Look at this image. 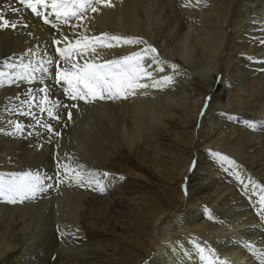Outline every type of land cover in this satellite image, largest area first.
<instances>
[{"label": "rangeland", "instance_id": "rangeland-1", "mask_svg": "<svg viewBox=\"0 0 264 264\" xmlns=\"http://www.w3.org/2000/svg\"><path fill=\"white\" fill-rule=\"evenodd\" d=\"M152 1H154V0H111L113 7L99 6V11L96 13L88 11V12L84 13V16L86 17V19H84L83 21H77L73 18L72 20H70L68 26L67 25H66L67 27L65 26V28H67V29L66 30L64 29V32H63L64 35L69 36L73 42L75 41V39L80 34L93 36V35H100L101 33H109L111 35H118V36H122V37H137V34H138L139 38H142L144 41L147 42V44L155 47L157 49V52H158V58L160 60L166 62V63L163 65L165 71L160 72V73H154V75L157 78H159L160 76H163V75H174L175 83L169 87L164 88L163 90H157V89H153V88H149V89H145V90H139L137 95H135V96L138 97L140 95L141 98L143 97L146 100L153 101L157 107L164 106L162 111L160 108H154L153 112L155 114V117L150 118L151 121L157 123L158 125H160L158 123L159 116L166 108L165 104L171 103V102H173V104H174L176 102L177 98L185 97V95H186V98L189 95V101L187 102V104H189L190 98H191L193 93H195L196 96L199 95V97H201V100L203 99L202 100L203 105L201 106L198 117L195 121H193V124H191L192 128H190L191 130H194V134H195V139L193 141L194 148L192 150H187V152L184 149L180 148V151L182 150L184 152V153H182V151H181V153L184 156L190 158V160H191V164H190L191 167L188 169V171L184 175L182 183H180L179 185L176 186L179 189L180 193L184 196L185 200H183L182 205L180 206V209L176 212L175 216H172L170 218H166L165 220H163L159 224V226L156 229L155 234H154V243L152 244V248H151L147 258L145 259V261L142 264H153L156 261L155 257H156V253H157V246L160 244L159 241L162 242V241H170V240H171L170 242H175L177 240L176 242H180V243H184V244L186 243L187 245L185 244V247L187 246L186 247L187 250L185 253H187V254H185V256H183L182 258H179V259L174 258L175 260L174 259L166 260V262L164 264H168V263L169 264H193L194 262H196L198 264H203V262L200 260L196 245H199L200 247L204 248L205 252L209 255H212V259L215 260L216 262L218 261L217 256H220V254L223 252V253H229V254L226 255V258L225 257L222 258V260L228 261L229 264H236V262L234 260L235 256H233L232 254L237 252V249L242 248V249L247 250V253L249 254L248 258L250 259L249 262H251V264H264V259L261 258V253H264V213H260V205L258 203L259 196L261 194H264V193H261V188H264V127L260 129L258 127L260 124H258V126L255 130H251L248 128L249 130H251V132H253V134L251 136H249L245 145L239 144L238 146L235 147V149H234L236 151L235 153H232V151L230 152V151L225 150L227 144H224V143H226V142L225 141H219L218 137H217L219 128L224 127V125L221 122H224V121L226 122L228 120L229 121V122L227 121L228 127H229V123H230V127H231V125H233V124H235V125L238 124L237 119H239L240 117L244 120L248 119V120H252L254 122L264 121V118L261 119V116L264 115V112H262L261 113L262 115H260V116L256 115L255 117H249V118L244 116V115H247L244 113L253 114L254 113L253 108H250L249 106L257 107V105H256L257 103L255 100H259L264 96V76L261 77L259 84L255 85L253 88L247 90L245 87L248 83L247 77L241 75V76H237L236 79H233L231 77V75H229V70H228V63L232 60V58H234L238 55H241L239 48L238 47L236 48V46H235L236 43H243V45H248L249 48H247V49H248L249 54H251V52L255 48V45L257 44V42L264 40V33H262L261 36H259L260 33H257L253 36V35H251V33L245 32V29H244L245 24L254 23V26H257V28H259L262 25H264V19L262 20V19H260V17L254 18V17H252V15H250V8H251L250 0H236L235 1V4H234L235 9L232 10V14L234 15V17L230 16L228 18V21H227L228 25H230L229 27H227V32L229 35L228 41H227V44L225 45V47L223 48L221 63H220V67H219V74H218V76H216V80L218 81L217 83L223 84L225 87H228V89L230 90V96H229L230 106H228L229 108L225 107V109H223L224 107L220 106L221 107L220 109L218 107H217L218 109H216V108H213L211 106L213 93L210 91L207 94L203 95L204 83L203 84H201V83H202V79L204 77L203 67L206 65V61L204 59L205 55H202V57H200V58L199 57L196 58L197 62L195 63V66H200L199 68H201V70H200L201 72L198 71V75L196 72L193 71L194 70V67H192V66H194V64H193L194 60L193 59H192L193 63L188 66V64L190 62L186 63V62H184V60H182L178 57L179 56L178 54L181 52L183 54H185L182 51L184 48L183 44H185L184 45L185 47L188 46V43H190L191 45L194 46L196 44V41H198L201 44V42L199 41L200 37H204V36L200 35L199 31L196 30L197 29V27H196L195 29H193V34L192 35L190 34L188 36L187 41L183 40L180 44V42H178V40H175L171 43V46H165V39H163L164 36H163V34H160V33L163 30V27L167 22L166 19L170 18V17L169 16L163 17V14H162L159 19L156 18V20H154L155 24H152V22L150 23V21L147 18V15L151 12V10H153V9L157 10V6L153 7ZM207 1H200V3L197 4L196 0H190V6L184 7L183 5L185 4L186 0H174L175 5L177 4L176 5L177 8H178V6H181V8H182L181 10H183L184 8L195 10L193 12L197 15L198 20H199L197 22L198 28L206 29V31L208 32V22H206L201 17L202 14L204 16H208V13H203L202 11H200L202 8L208 7ZM261 3L264 5V0H259L258 4L260 5ZM260 8H262V6L258 7V9H260ZM24 9L27 10L28 12H31L29 9H26V8H24ZM248 15L250 17H248ZM262 15H264V11L260 12V16H262ZM155 17H156V15H155ZM171 17H173V16H171ZM52 18H54V17H52ZM243 18H247V19L244 22L240 23V21ZM38 19L40 20L41 18H38ZM116 19H118L119 21L118 20L116 21ZM156 21L157 22L160 21V22L157 23ZM41 22L43 23V20ZM42 23H40V24L42 25ZM143 23H144V28H141V25ZM227 23L225 25L219 24V26L223 27V29H224L226 26H228ZM72 24H79V27L73 30L72 27H69ZM157 25L160 26L159 29H155V28H158ZM42 26H45V27L49 26V28L51 27L50 25H45L44 23ZM124 26H127L128 28L127 27L124 28ZM257 28H256V30L259 31ZM133 29L136 31L135 33L131 32V31H134ZM146 29H148L149 31ZM263 29H264V27H263ZM151 30H153L154 32ZM54 31H56V32L53 33ZM126 31H128V32H126ZM45 33L47 34V40L49 42L48 44L52 45V49H50V51L47 50V52L50 53L52 57H55V58L57 57L56 59H59V57L55 53V48H56L55 46L56 45L53 44V39H56V34H59V32L57 30L50 28V29H47ZM146 33H147V36H150L151 34H153L155 36H154V38H152L153 35H151L150 36L151 40L149 41L148 40L149 38L146 36ZM159 34L162 35L163 37H160ZM51 37H53V38H51ZM190 37H191V40H190ZM144 38L147 40H145ZM192 39L196 40L195 43L193 42ZM177 42H178V44L176 45ZM232 42H233V44H231ZM64 43L65 42H63V44H62L63 46H64ZM129 47H130V45H121L118 47L101 48L102 50L98 47L97 48L98 49L97 54L103 60L110 59V57H111L110 55L112 54L111 59H113V58H118L122 55H128L134 51H138L141 48H143L144 45H142V44L141 45H135L136 50H135V48H133L134 50L129 49V51H128L127 48H129ZM125 49H126V51H125ZM165 49L168 50V52ZM229 49H231V50H229ZM235 49H237L238 51H235ZM117 50L120 52H118ZM171 50L174 53L176 52V50H178L177 51L178 54L175 56H171V54L169 53V51H171ZM184 50H186V48ZM38 51H35V52H38ZM44 51H39L38 52L39 56L44 54L43 53ZM192 52L194 54V51H192ZM118 54H119V56H118ZM104 55L106 57L108 55V57L107 58L103 57ZM39 56L37 58H39ZM13 58H17V56L12 55V58L9 61L6 58H0V68L2 70H4V68H3V64L5 62L4 60H7L9 63L19 64L17 61H14ZM228 58L230 61L229 60L227 61ZM234 59L236 60V58H234ZM240 61L238 60L239 64H241ZM80 62L82 63L83 61L81 60ZM232 62H233L232 64H234L235 61H232ZM171 64L177 65V68L178 69L180 68V69L179 70L176 69L175 71H173V69L170 67ZM61 66L67 67L68 65H65L63 62H61ZM254 66H255L254 64L250 63L249 68L252 70V69H254ZM153 67H155V66H153ZM258 69H259V71L258 70H255V71L264 72V70H262L264 68H261V69L258 68ZM4 71H8V70L5 69ZM53 71H54V68H53ZM199 73H200V75H199ZM226 75H228V77ZM199 76H201V77H199ZM187 78L190 80V84H189V82H187L188 85H184L188 91L183 93L184 94L183 95L181 90H180V88L182 86H180V85L181 84L183 85L185 83L184 80L186 81ZM37 84L31 85V87H38ZM23 85H25V83L19 84L17 86V88L18 87L20 88V86L22 87ZM177 89H179L178 92H176ZM26 90L27 89H25V91ZM200 91L202 92V94ZM141 92L146 93V94L141 96V94H140ZM21 93H24V90H22ZM40 95H41V93L37 94V96H40ZM135 96H130L131 98L129 97V100L132 98L135 99L136 98ZM22 97H23V99H25L24 96H22ZM51 99L52 100L59 99L61 101L65 100V102L68 103L69 105H70V103L77 102V101L69 100L66 96L63 95L62 89L57 90L56 88H53V95H52ZM224 99L226 100V98H224ZM222 101H224V100L222 99ZM222 101L220 100V103H222ZM17 102L18 101H13V103H10V104H15ZM38 102L39 101L37 100V103ZM117 102L119 104V103L123 102V99L115 100V101H113V100H106V101L105 100H98V101L91 103V104H85L82 101H80L79 103H81L82 105L91 106L89 108H83L82 109L83 110L82 112L84 114L85 125L83 122L81 123L79 121V119H77L76 116H73L72 119L69 120L68 116H67L68 108H66V109L61 108L60 109V111H62L64 113V116H62V118H64L65 122L66 121L68 122L67 128L63 129V131H65L66 134L69 135V137H70V138H67L68 143H67L66 147H63L61 149V155H62L63 159H66L67 156H70L73 158L74 163H80L78 161H81V163L84 164L88 168L93 164L91 162L87 163V158H91V155H89V153L91 154V148L90 147L91 146H97V147L100 146L101 147V144H103V146H104L106 144L105 142H107L108 140L106 141V139H105V141L102 142L100 138L103 135L104 136L102 138H105V136H106L105 134L112 135V129H117L114 127V124H112V126H111L109 120L107 118H105L106 117L105 115L108 114L107 112L110 111L109 109L111 107H115L114 105H117L116 104ZM66 103H65V105H67ZM183 103L178 104L174 109H177V108L181 109V105H183ZM107 104H108V106H107ZM17 105H19V104H16V106ZM4 106H6V105H4ZM4 106L1 105L0 110L8 108L7 106H6V108H4ZM14 106H12V107H14ZM105 106H106V108H104ZM108 107H109V109H108ZM90 109H93V112L87 113V111ZM251 109H252V112H250ZM25 110H27V109H25ZM35 110H34V112L36 113L37 118L40 119L41 123H43V122L52 123L55 125V131L56 132L58 131L59 133H61V129H62L61 127H65L63 124L61 127L59 126V124H61V120L59 122L54 121V120L50 121L46 113H44L45 115L43 114V115L39 116L37 114L38 108H36ZM7 111L9 112V114L14 112V111L11 112L10 109ZM103 111H105L106 114ZM240 112H242V114ZM14 114L18 115V112H14ZM97 114L99 115V117H97L98 116ZM6 116H8V115H5L4 117H6ZM229 116L237 117V119L230 120V119H228ZM42 117H44V118H42ZM93 118L95 121L93 120ZM25 119L26 118L23 119L21 116H18L17 121L23 123L24 125H29ZM102 119H103V121L104 120L105 121L103 122ZM224 119H227V120H224ZM87 120H88V122H87ZM96 120H98V122ZM32 121H31V123L33 124V126L35 125L34 128L36 130V136L38 135V133L48 134V132H46V130L44 128L36 125V122L33 119H32ZM74 121H76L77 123H81L80 124L81 126L77 130L73 131ZM87 123H89V125ZM213 123H215V124H213ZM91 124L93 126L94 125L96 126V128H93L94 130L92 129ZM212 125H214V126L218 125L217 126L218 128L216 126L215 127L213 126V128H212L211 127ZM87 126H89V127L87 128ZM100 126H101V128H100ZM214 128L215 129L217 128L216 132H215ZM168 129L173 131L174 127L171 125H168ZM80 130H81V133H80L81 135L79 134ZM154 130H155V134H156V139H154L155 138V135H154V138L150 139L151 144L153 143L158 148L161 146V144H159V142H161L164 145L170 144L168 141L163 140L164 139L163 135L162 136L159 135L160 133H163L162 129L154 128ZM11 131H12L11 127L8 128V130H6V131L5 130L2 131L3 133H2V136H0V144L9 145L11 141H13V140H15V138L19 137V135H10L9 133H11ZM93 131L95 133L94 135L91 134V133H93ZM101 131H104V132H101ZM87 132H88V134L85 135ZM27 133H29V132H27ZM8 134H9V136H7ZM49 134L54 135L53 133H49ZM83 134L85 135V137ZM98 134H99V137L101 136V134H102V136L99 138ZM82 135H83L84 139L89 135V137L87 138L88 141L84 140V139H83L84 141L83 140L79 141L80 136H82ZM92 136H93V140H92V138H90ZM207 136H208V138L211 137L208 140L209 141L211 140L210 142H214L216 147H213L212 149H210L208 156L205 157V156L200 154L201 148H203V147L202 146L199 147V145L202 143L201 141H203V138L207 137ZM212 136L216 137L218 141L216 140V138L214 139ZM165 137L167 138V140L170 141V138L168 135ZM89 138H90V141H89ZM158 138H160L161 140H158ZM2 141H4V142H2ZM35 141H37V140H35ZM83 142H84V144H83ZM21 144H23V141ZM209 144L210 143H208V145ZM175 145H176V142H175ZM217 145H219L220 148ZM47 146H50L49 143ZM47 146H45V148H44L45 151L42 153H40V150L37 151V149H40L39 147H37L34 150L35 154H34V152L30 153L31 154L30 159L28 158L29 155L27 156V154L25 155L21 151L16 152L15 156H12L10 153H8L9 152L8 150L6 152H0V164H3V166H0V172H13V170L17 171V172L28 171V170H32V171L39 170L42 173L46 172L47 174L49 173L48 175L54 176V174L56 173L54 170L57 171L55 164H57L58 160H60V161H63V160L60 158V152L55 151L54 148H52V150H50V149H48ZM1 147H4V146L1 145ZM18 147H20V144H18ZM237 148H239V149L237 150ZM221 150H223V151H221ZM214 151L219 152L222 155L226 154L230 159L235 160L237 166L235 168H230L228 171H225V168H228V165H226V164L222 165L218 161L217 158L213 157L211 153ZM237 151H238V153H237ZM87 152H88L89 156L87 155ZM36 153H38V155ZM3 155H4V157H3ZM39 155H40V157H42L41 159L35 158ZM75 155L78 156V159ZM92 156H94V155H92ZM129 156H130V160L129 159H122L121 160L122 162H124V166H122V168H118V167L117 168L116 167L111 168L110 166L105 165L104 167L106 169H104L102 171V172L106 171L110 174L108 177V181L111 183L110 185L112 186L113 191L115 193L114 202L111 204V207H113L114 209L118 208L119 206H123L124 204H126V202L128 200H131V199L132 200L134 199L133 201H135V202H139L140 196L142 194H149L152 196H161L162 192L160 190L161 189L163 190V183L161 181L167 183V180H165L164 178L159 177V176L156 177V175H153L150 178V180H146V181L140 180L138 177L139 173L142 175H145V176H147V174L141 172L138 169L139 165H137L138 162L136 161V159L134 157V153H130ZM191 156L193 159L191 158ZM5 157L8 161L5 159ZM199 157H200V159H199ZM82 158H86V159L83 160ZM203 158H208L209 160H211L212 166L209 165V167H208L207 164L204 165L203 162H205V161H201V159H203ZM114 160H115L114 163L115 162L119 163L116 157L114 158ZM197 160H199V161L197 162ZM5 162H6V164H5ZM201 162L203 165H201ZM201 166H202V169H201ZM212 167H214V168H212ZM94 168H95V165H94ZM94 168H91V169H94ZM196 169H198V173H197ZM211 169H213V170H211ZM129 171L135 173L136 175L134 176L132 174H129ZM207 171H209V172H207ZM213 171H215V172H213ZM200 172H201V174H200ZM206 173L208 175H206ZM216 173H217V175H220V174L221 175L219 177H217ZM114 176H115V178H114ZM197 176L201 179H199ZM120 177H123V179H120ZM157 179H159V180H157ZM108 181L106 179V182H108ZM157 181H159L160 183H158ZM48 183H52L54 185V187L52 189H50L46 194H44L40 197H37L35 200H30V201H25L23 203H15V204L0 201V264H26L27 262H29L28 261L29 259H32V258L35 259L34 254H37L39 256L37 259H35L34 264H41L44 262L45 259L48 258L46 256L47 253H44V251H43L44 248L45 249L47 248V245L45 246L44 244H42L39 246V248L35 249L36 246L34 245V240H33V236H32L34 229L37 232L42 231V234H43L42 239L47 238V236L50 234V231L52 228L55 229L53 234H56V235L57 234L59 235L60 232L61 233L65 232V230H61L60 227H62L64 225V222H65V219L62 216L64 215L63 211H65V213H66L67 201L65 200V196H63V192L57 191L58 195L55 197L53 195L55 190L59 189V186L61 184L58 185V187L55 186L56 185L55 179L48 181ZM151 184H153L154 186ZM158 185H160V186H158ZM245 185H247V187H245ZM159 187H160V189H159ZM145 188H146V190H145ZM148 188H150V189H148ZM151 188H153V189H151ZM228 190H230L232 192L233 198L230 199L231 201L229 200L227 202L228 203L227 205H226V203L222 204L223 209L221 208V205H217L216 202L211 201V199L209 198L213 195L221 194L222 191H224V194L226 196H227V194H228V196H230L231 194ZM225 192H227V193H225ZM121 194H122V196H120ZM51 195H52V197H51ZM94 196L95 195H93V193H90L89 197H91V198L87 199L90 201L89 204L91 206H92L91 200L94 199ZM197 196H198V198H196ZM101 197H102L101 192H100V195L95 196V198H101ZM52 198H55V199L53 200ZM192 198L194 199L195 203L197 201H200L197 203L198 206H196V208L200 210L199 216H198V218H200L199 221L204 220V218H205V220H211L213 222V228L214 229L207 230L204 232V234L203 233L200 234L198 232H191V231H189L190 232L189 233L187 231L186 226H188V223L186 222V220L189 221V219L191 218L190 214H195V212H192L191 208L188 206V201L192 200ZM230 198H231V196H230ZM48 199H52L53 201L50 200L51 202H49V204L45 203ZM58 200H60V203H58ZM203 200L205 203L203 202ZM209 201H210V203H209ZM16 207H17V209L19 207H21V208H19L20 210H23V211L25 210L29 213L22 214L21 212H23V211H20L18 209L19 213L17 215ZM12 212H13V214H12ZM55 214H59V215H57L58 217H60V214H62L61 219L56 220V217L54 218ZM12 215L14 216L15 219L13 218ZM21 216L24 218L23 221L21 220L22 222L20 221L19 223H17V220ZM35 216H37V217H35ZM93 217L95 218V216H93ZM16 218H18V219H16ZM34 218H40V220L35 221L38 224H36L35 222H32V220ZM52 220H54V221L56 220V221L51 223ZM14 221L17 224H15ZM29 221H31L32 223L31 222L29 223ZM46 222H48V224ZM21 223H22V225H21ZM53 223L55 225H51ZM28 224H29V226H28ZM40 225L42 227H40ZM24 228H25L27 233L24 231ZM58 228H59V230H58ZM21 229H22V231H21ZM19 230L21 231V233ZM90 230L93 231L94 227H90ZM97 231H100V230H97ZM104 233L110 234V232H108V231H106ZM89 234H90V231H86V234L83 235V237H82L84 242H86L85 244H87L88 246L92 245L91 238H90ZM13 237H14V241L12 240ZM10 239H11V241H10ZM6 240H8V241H6ZM76 241L79 242V244L84 243L81 240V238H80V240H76ZM76 241H74V242H76ZM13 243H15V244H13ZM35 243H38V242H35ZM246 244H249L252 247L247 248V247H245ZM8 245H10V246H8ZM30 248H32V249H30ZM89 249H90V251L88 250L89 251L88 254L83 255L84 257L82 256V257L78 258V262L81 264H94L95 261H98L97 263L99 264L100 261H102V260L97 258L96 255H93V252H92V250L97 251V249L95 247H92V248L90 247ZM99 250L100 249H98V251ZM188 250H190L191 252ZM209 250H211V251H209ZM193 253L198 258L197 259L198 261L196 259H195L196 261L192 260L191 256ZM213 253H214V255H213ZM30 255H31V257H30ZM64 256H66V253L64 254ZM38 261H39V263H38ZM59 264H62V262H60ZM217 264H219V263H217Z\"/></svg>", "mask_w": 264, "mask_h": 264}, {"label": "bare ground", "instance_id": "bare-ground-1", "mask_svg": "<svg viewBox=\"0 0 264 264\" xmlns=\"http://www.w3.org/2000/svg\"><path fill=\"white\" fill-rule=\"evenodd\" d=\"M200 1H207V0H200ZM235 1L236 0H208L207 1L208 7L202 8L200 11H202L203 13H208V16H204L203 14L201 15L202 19H204L206 22H208V32L206 31V29L198 28L197 22L199 20H198L197 15L193 12L195 10L185 9V8L183 10H181L182 9L181 6H178V8H177V6H176L177 4L175 5L174 0H154V1H152L153 7L157 6V10L153 9L147 15L148 20L150 21V23L152 22V24H155L154 20H156V18L159 19L162 14H163V17H165V16L170 17V18L166 19L167 22L164 25L163 30L160 33V34H163L164 37L159 34L160 37H163V39H165V46H171V43L175 40H178V42H180V44L183 40L187 41L188 36L190 34L191 35L193 34V29H195L196 27H197L196 30L199 31L200 35L204 36V37H200L199 41L201 42V44L198 41L193 40V39L192 40L194 43L196 41V44L194 46L191 45L190 43H188V46L185 47L184 46L185 44H183L184 48L182 51L185 54H183L182 52L178 54L177 53L178 50H176L175 53L171 50V51H169V53L171 54V56H175L178 54L179 55L178 57L180 59L184 60V62H186V63L190 62L188 64V66L191 65L193 63V60H194V63H193L194 66H192V67H194L193 71L196 72L197 75H198V71H200L201 68H199L200 66H195V63L197 62L196 58H198V57L200 58V57H202V55H205L204 59L206 61V65L203 67L204 77L202 76L203 79L201 78L202 79L201 84L204 83V89H203L204 91L203 90L202 91H203V95L207 94L210 91L213 93L211 106L213 108H216V109H218V108L220 109L221 107H224L223 109H225V107L230 106V102H229L230 90L228 89V87H225L223 84H218L217 83L218 81L216 80V76H218V74H219V67H220V63H221L223 48L225 47V45L227 44V41H228L229 35L227 32V27H229L230 25H228L227 21H228V18L230 16L234 17V15L232 14V10L235 9V7H234ZM250 2H251L250 15H252V17H254V18L260 17V19L263 20L264 15L260 16V12L264 11V5L262 3L259 5L258 4L259 0H250ZM260 6H262V8L258 9V7H260ZM10 7H16L17 9H19V12L18 13L11 12ZM24 8L25 7L23 5L19 4V0H0V12H3V14L6 16V18L13 20V21L23 20L25 23L28 24L27 28L23 27V25H19L17 27V29H15V30H13L11 28L0 29V58H6L9 61L12 58V55H14V56L16 55L17 58H13L14 61H17L18 63H21V62L27 63L29 60L33 59L32 54L29 53V51H28L29 49H32L33 51H38V50L39 51H44V50L50 51V49H52V45L48 44L49 42L47 40V34L45 33L46 30L50 29L51 27L49 28V26H46V27L42 26L43 25V23L41 22L42 19L39 20L38 17H35L34 15L31 14V12H28ZM48 11H50V9ZM155 15H156V17H155ZM171 16H173V17H171ZM248 17H250V16L248 15ZM50 19L54 20V18H52V17H50ZM246 19L247 18H243L240 21V23L244 22ZM117 20L118 19H116V21ZM39 22L42 23V25ZM159 22L160 21H158L157 23H159ZM57 23H59V22H57ZM226 23L228 26H226L224 29H223V27L219 26V24L225 25ZM65 26L66 25H64V24H59V31L58 32L63 33L64 29L65 30L67 29V28H65ZM69 27H71V26H69ZM125 27H127V26H124V28ZM157 27L158 28H155V29H159L160 26L157 25ZM263 27H264V25L257 28V26H254V23H252V24H245L244 29H245V32L251 33V35H253V36L257 33H260L259 36H261V34L264 33ZM141 28H144V23L141 25ZM256 28L259 31H257ZM54 30H56V29H54ZM146 30H148V29H146ZM151 31H153V30H151ZM55 32L56 31H54L53 33H55ZM126 32H128V31H126ZM131 32L135 33L136 31L134 30ZM29 33H31V35H29ZM151 35H153V34H151ZM146 36H147V33H146ZM150 36H147L149 38L148 39L149 41L151 40ZM154 36L155 35H153L152 38H154ZM137 37H138V34H137ZM51 38H53V37H51ZM56 39H62V38L60 37L59 34H56ZM145 40H147V39H145ZM190 40H191V37H190ZM178 42L176 43V45L178 44ZM62 44H63V41L58 46L63 47ZM231 44H233V42ZM235 46H236V48L237 47L239 48L241 55L234 57V58H236V60L234 58H232V60L230 61L229 60L230 57L227 59V61L228 60L230 61L228 63L229 75H231V77L233 79H236L237 76H241V75L246 76L248 83L245 87L247 90H249V89L253 88L255 85L259 84L261 77L264 76V72H258L259 71L258 68H260V69L264 68V63L258 62V61H264V44H261L260 41H258L257 44L255 45V48L251 52V54H249V52H248V49H247V48H249L248 45H243V43H236ZM55 47H57V45ZM133 48H135V50H136L135 45H130V47L127 48V50L128 51H129V49L134 50ZM185 48H186V50H184ZM229 50H231V49H229ZM97 51H98V49H97ZM125 51H126V49H125ZM166 51L168 52V50H166ZM192 51H194V54ZM235 51H238V50L235 49ZM118 52H120V51H118ZM119 54H118V56H119ZM42 55H44V54H42ZM42 55H40V56H42ZM110 56L112 57V54ZM103 57H106V56L104 55ZM107 57H108V55H107ZM111 57H110V59H111ZM238 60L239 61L241 60L240 61L241 64L238 63ZM4 61H6V60H4ZM232 61H235L234 64H232L233 63ZM250 63L255 65L254 69H252V70L249 68ZM0 70H2V69L0 68ZM255 70H258V71H255ZM199 75H200V73H199ZM226 76L228 77V75H226ZM199 77H201V76H199ZM184 82L185 83L183 85L182 84L180 85V86H182L180 88L182 94L188 91L184 85H188L187 82H189V84H190V80L187 78V80L186 81L184 80ZM45 83H49V81L46 80ZM14 85L5 86L4 88H0V106L6 105L8 107L7 109L0 110V129H3V131L8 130V128H10L9 121L16 122L18 116H21L23 119L26 118L25 120L29 124V126L25 128L24 133L22 135H19V137L15 138V140L11 141L9 145L0 144V152H6L8 150L9 151L8 153H10L12 156H15L16 152L21 151L23 154H25V155L27 154V156L29 155L28 158L30 159V157H31L30 153L31 152H34V154H35L34 150L37 147H39L40 149H37V151L40 150V153H42L45 151V149H44L45 146H47L49 143L50 146H47L48 149L52 150V148H54L55 151L60 152V158L62 160H65L62 158L61 149L63 147H66V145L68 143L67 138H70L69 135H67L66 132L63 131V129L67 128L68 122L67 121L65 122L64 118L61 119V124H59V126L61 127L63 124L65 127H61L62 129L60 128L61 133L58 136L57 135H50L49 133L48 134L38 133V135L36 136V130L34 128L35 125L33 126V124L31 123V121H32L31 116H23V115H19V114L15 115L14 112L9 114V112L7 111L9 109H14L17 107L16 104H19V100L15 99V97L18 94H23V93H21V91L24 90V92H25V89H27L30 86V85L25 84L22 87L20 86V88L19 87L17 88V85H15V86ZM37 85H38V87L43 86L40 84H37ZM178 90L179 89H177L176 92H178ZM201 94H202V92H201ZM142 95H144V94H141V96ZM22 96L23 95H21V97ZM40 96L42 97L43 94L41 93ZM40 96H38V97H40ZM139 97H140V95L138 97H136L135 99H133V98L130 100H129V98L123 99V102H121L119 104L117 102L116 103L117 105H114L115 107H111L110 109L108 107V109L110 111L107 112L108 114L105 115L106 116L105 118H107L109 120L111 126H112V124H114V127L117 129H112V135L105 134L106 135L105 138H102L104 136V135L102 136L103 133L101 134L102 137L100 136L101 138L99 137V134H98V137L101 139L102 142H104L105 139H106V141L107 140L108 141L105 142L106 144L104 146H103V144H101V147L100 146L99 147H97V146H91L90 147L89 146L91 148V154L89 153V155H91V158H87V163H90V162L93 163L90 167L94 168V165H95L94 170H99L100 172H102L104 169H106L104 167L105 165L110 166L111 168L112 167L122 168V166H124V162H122L121 160L122 159H129L130 160V156H129L130 153H134V157H135L136 161L138 162L137 165H139V167L137 166L138 169L141 172L147 174V176H145V175H142L139 173L138 177L140 180H143V181L150 180V178L153 175H156V177H158V176L162 177L165 180H167V183L161 181L163 183V190H164V191L162 189L160 190L162 192V195L161 196H152L149 194H142L140 196L139 202H135V201H133L134 199L133 200L131 199V200H128L126 202V204H124L123 206H119L118 208L114 209L113 207H111V204L114 202L115 193L113 191L112 186L110 185L111 183L108 181V178H107L108 182H106V180H105V184L107 185V189H106V191L101 193V196H102L101 198H95L96 195L97 196L100 195V192L98 190L94 191L92 188H89L87 186L80 187V186H77L75 184H69L67 182L61 184L59 186V189H56L55 192L53 193V195H54V197L57 196L58 195L57 191L63 192V196H65V200L67 201V203L65 202L67 204L66 213H65V211H63L64 215L62 216V217H64L65 222H64V225L62 227H60L61 230H65V232L64 233L60 232L59 235L58 234L56 235V234H53L55 229L52 228L50 231V234H49L50 236L48 235L46 239H42L43 238L42 231L37 232L35 229L33 231L32 236H33V240H34V245L36 246L35 249L39 248V246L42 244H44L45 246L47 245V248L46 249L44 248L45 250L43 249V251H44V253H47V255L46 254L45 255L48 258L45 259L44 262L41 264H59L60 262H62V264H81L78 262V258L82 257L83 255L88 254V252L90 251V249H89L90 247L91 248L95 247L97 249V251L92 250V252H93V255H96L97 258L102 260V261H100L99 264H142L145 261V259L147 258L148 254L152 248V244L154 243V234H155V231L158 228L159 224L163 220H165L166 218H170L172 216H175L176 212L180 209V206L182 205V202L185 199H184V196L180 193L179 189L176 186L179 185L180 183H182L184 175L186 174L188 169L191 167L190 158L184 156L182 154L184 152L181 150L182 151V153H181L180 148L184 149L186 152H187V150H192L194 148L193 141L195 139V134H194V130H191L190 128H192L191 124H193V121H195L198 117L201 106L203 105L202 104L203 99L201 100V97H199V95L196 96V94L193 93L191 98H190L189 104H187V102L189 101V95L187 96V98H186V95H185V97L177 98L176 102L174 104H173V102L165 104L166 108L159 116L158 123L160 125H158L157 123L151 121L150 118L155 117V114L153 112L154 108H160L162 111L164 106L157 107L153 101H149L143 97L142 98L141 97L139 98ZM224 98H226V100ZM21 99H23V97ZM222 99L224 101H222ZM220 100L222 101V103H220ZM13 101H18V102L15 104H10V103H13ZM255 101L257 103L256 104L257 107L249 106L250 108H253L254 113L253 114L244 113V114H247V115H244L245 117H248V118L249 117H255L256 115L260 116V115H262L261 113L264 112V96L261 99L255 100ZM61 103L65 105L66 102H65V100H62ZM74 103L78 104V108H68V111H71L73 116H76L77 119H79V121L81 123L82 122L84 123V114L82 112L83 111L82 109L83 108H89L91 106H85L79 102H74ZM181 103H183V105H181V109H178V108L174 109L178 104H181ZM66 104L69 105L68 103H66ZM71 104L72 103H70V105ZM6 106H4V108H6ZM12 106H14V107H12ZM107 106H108V104H107ZM104 108H106V106ZM35 109L36 108L34 107L33 111ZM25 111H27V110H25ZM90 112H93V109H90L87 111V113H90ZM103 112L105 113V111H103ZM250 112H252V109ZM60 113H61V116H64V113L62 111H60ZM240 113L242 114V112H240ZM37 114L40 116V115H43L44 113H41L38 109ZM5 115H8V116L4 117ZM97 117H99V115ZM42 118H44V117H42ZM263 118H264V115L261 116V119H263ZM93 120H94V118H93ZM224 120H227V119H224ZM243 120L244 119H242L240 117L239 119H237L238 124L237 125L233 124V125H231V127H230V123H229V127H228V122H229L228 120H227L228 122L227 121L221 122L224 125V127L219 128L217 137H218L219 141H225L226 142V143H224V144H227L225 150L230 151V152L232 151V153H235L236 152L234 150L235 147L238 146L239 144L245 145L249 136H251L253 134V132H251V130H249L248 127L243 123ZM96 121L98 122V120H96ZM102 121H103V119H102ZM75 122L76 121H74L73 131L77 130L81 126L80 125L81 123L76 122L77 123L76 124ZM87 122H88V120H87ZM87 124L89 125V123H87ZM213 124H215V123H213ZM84 125H85V123H84ZM168 125L173 126L174 130L171 131L170 129H168ZM213 126L214 125H212L211 127L213 128ZM88 127L89 126H87V128ZM91 127H92V129L96 128L95 125L94 126L92 125ZM258 127L261 129L264 127V125L260 124ZM100 128H101V126H100ZM154 128L163 130V133H160L159 135H161V136L163 135V138H164L163 140L168 141L170 143V144L168 143L169 145H164L161 142H159V144H161V146L158 148L153 143L151 144L150 139L154 138V135H155L154 139H156V134H155ZM217 128L216 129L214 128L215 132H216ZM27 132H29V133H27ZM101 132H104V131H101ZM2 133L3 132L0 131V136H2ZM30 133H31V135H30ZM80 133H81V130H80L79 134ZM87 134H88V132L85 135H87ZM91 134L94 135L95 134L94 131ZM83 135L80 136L79 141H82L84 139L85 135H84V137H83ZM167 135L169 136L170 141L167 140V138L165 137ZM7 136H9V134ZM88 137H89V135L84 140L88 141V139H87ZM90 138H92V140H93V136ZM90 138H89V141H90ZM210 138H208V136L204 137L203 141H201L202 143L199 145V147L200 146L203 147V148H201L200 154L205 156V157L208 156L210 149H212L213 147H216L214 142H210L211 140L210 141L208 140ZM213 138L215 139L216 137H213ZM35 140H37V141H35ZM158 140H161V139L158 138ZM216 140H217V138H216ZM22 141H23V144H21ZM2 142H4V141H2ZM175 142H176V145H175ZM208 143H210V144L208 145ZM18 144H20V147H18ZM83 144H84V142H83ZM1 145L4 146L5 148L1 147ZM219 145H217V146L219 147ZM238 149L239 148H237V150ZM221 151H223V150H221ZM38 153H36V154L38 155ZM237 153H238V151H237ZM77 155H75V156L78 159ZM87 155H88V152H87ZM92 155H94V156H92ZM224 155H226V154H224ZM3 157H4V155H3ZM115 157L117 158L119 163H116V162L114 163ZM35 158L41 159L42 157H40V155H39ZM191 158H192V156H191ZM5 159H6V157H5ZM82 159L85 160L86 158H82ZM199 159H200V157H199ZM198 161L199 160H197V162ZM201 161H205V162H203V164L204 165L207 164L208 167H209V165L212 164V161L209 160L208 158H203V159H201ZM78 162H80V163H76V164H82L81 161H78ZM5 164H6V162H5ZM203 164L201 162V165H203ZM0 166H3V164H0ZM90 167H89V169H91ZM214 167H212V168H214ZM201 169H202V166H201ZM196 170L198 173V169H196ZM211 170H213V169H211ZM54 171L56 172V170H54ZM207 172H209V171H207ZM213 172H215V171H213ZM129 174H132L134 176L136 175L135 173H133L131 171H129ZM200 174H201V172H200ZM206 175H208V174L206 173ZM220 175H217V173H216L217 177H219ZM114 178H115V176H114ZM199 179H201V178H199ZM157 180H159V179H157ZM157 182L160 183L159 181H157ZM151 185H153V184H151ZM158 186H160V185H158ZM153 188H151V189H153ZM148 189H150V188H148ZM159 189H160V187H159ZM145 190H146V188H145ZM228 191L231 194V195L229 194L231 196V198H230V196H228V194L226 196L224 194V191H222L221 194L217 193L218 195H213L211 197H209V196L208 197L211 199V201L216 202L217 205H221V208H222L223 207L222 204L226 203V205H227L228 204L227 202L233 198L232 192L230 190H228ZM90 193H93V195H95L94 199L91 200L92 206L89 204L90 201L87 200L88 198H91V197H89ZM225 193H227V192H225ZM120 196H122V194ZM51 197H52V195H51ZM196 198H198V196ZM52 199L54 200L55 198H52ZM52 199H48L45 203L49 204V202H51L50 200H52ZM198 202H200V201H197L195 203L193 198H192V200L188 201V206L191 208L192 212H195V214H190L191 218L189 219V221L186 220V222L188 223V226H186V227H187L188 232L191 231V232H198L200 234L201 233L204 234L205 231L214 229L213 228V222L211 220H205V218H204V220L199 221L200 218H198V216H199L200 210L196 208V206H198V204H197ZM203 202H204V200H203ZM58 203H60V200H58ZM209 203H210V201H209ZM19 208H21V207H19ZM16 209H17V207H16ZM18 209H17V215L19 213ZM20 211H23V210H20ZM21 213L27 214L29 212L24 210ZM12 214H13V212H12ZM57 215H59V214H55L54 218L56 217V220L61 219L62 214H60V217H58ZM93 216H95V218ZM35 217H37V216H35ZM13 218H14V216H13ZM16 219H18V218H16ZM23 219L24 218L22 216L19 217V219L17 220V223H19L21 220L23 221ZM37 220H40V218H34L32 220V222H35ZM55 221L52 220L51 223L55 222ZM30 222L31 221H29V223ZM14 223L17 224L15 221H14ZM46 223L48 224V222H46ZM36 224H38V223H36ZM21 225H22V223H21ZM51 225H55V224L53 223ZM28 226H29V224H28ZM40 227H42V226L40 225ZM90 227H94V230L93 231L90 230ZM58 230H59V228H58ZM85 230L90 231L89 236L91 238L92 245L88 246L87 244H85L86 242H84V240L82 238L83 235L86 234ZM97 230H100V231H97ZM21 231H22V229H21ZM21 231H20V233H21ZM24 231L26 232L25 228H24ZM106 231L110 232V234L104 233ZM80 238L84 242V243L82 242L83 244H79V242L76 241V240H80ZM12 240L14 241V237L12 238ZM6 241H8V240H6ZM10 241H11V239H10ZM74 241H76L77 243ZM170 241H162V242L159 241L160 244L157 246V253H156V257H155L156 261L153 264H164L166 262V260H171L174 258L179 259V258H182L183 256H185V254H187V253H185L187 250L186 249L187 246L185 247L186 243L184 244V243L176 242L177 240L175 242H170ZM35 242H38V243H35ZM13 244H15V243H13ZM8 246H10V245H8ZM30 249H32V248H30ZM98 249H100V250L98 251ZM188 251H190V250H188ZM65 253H66V256H64ZM228 254L229 253H223L222 252L220 254V256H217V259H218L217 263H219V261H221L222 258H224V257L226 258V255H228ZM34 255H35V257H34L35 259H37L39 257L37 254H34ZM232 255L235 256L234 260H235L236 264H251V262H249L250 259L248 258L249 254L247 253V250H245V249H242V248L237 249V252H235ZM30 257H31V255H30ZM191 257H192L193 261H196L198 259L194 255V253L192 254ZM35 259H33V258L29 259L28 260L29 262H27L26 264H34ZM97 262L98 261H95L94 264H98ZM38 263H39V261H38ZM193 264H198V263L194 262Z\"/></svg>", "mask_w": 264, "mask_h": 264}, {"label": "snow or ice", "instance_id": "snow-or-ice-1", "mask_svg": "<svg viewBox=\"0 0 264 264\" xmlns=\"http://www.w3.org/2000/svg\"><path fill=\"white\" fill-rule=\"evenodd\" d=\"M196 2L199 4L200 0H196ZM19 4L29 9L35 17L41 18L45 25H50L52 29L57 31H59V24L68 25L73 18L77 21H83L86 19L84 13L88 11L96 13L99 11V6L113 7L111 0H19ZM183 6L189 7L190 0H186ZM49 9L50 11H48ZM10 11L18 13L19 9L10 7ZM50 17H54V20ZM19 25L28 27V24L23 20H10L6 18L3 12H0V29L11 28L15 30ZM71 27L74 30L79 27V24H72ZM59 35L62 39H53V44L57 45L55 53L59 59L52 57L46 50L44 55L39 56L38 52L29 49L33 59L27 63L19 64L9 63L6 60L3 68L8 71L0 70V88L14 84L18 86L20 83L30 85L23 94H18L15 97L19 100V105L10 111L18 112L19 115L23 116H31L36 125L44 128L48 133L60 135L59 132L55 131L54 124L41 123L33 111L34 107L38 108L41 113H46L50 121L57 122L62 119L61 108H78L77 103L64 105L59 99L52 100L53 88L62 89L63 95L71 101L91 104L98 100L128 99L130 96L137 95L139 90L149 88L163 90L175 83L174 75H163L159 78L154 75V73L165 71L163 65L166 62L160 60L157 49L147 44L142 38L122 37L109 33L93 36L80 34L73 42L64 33L60 32ZM62 41L65 42L64 46L59 47L58 45ZM260 43L264 44V40H261ZM141 44L144 47L140 50L118 58L103 60L97 54L98 47L110 48ZM38 56L39 58H37ZM61 62L68 66L62 67ZM258 62L264 63V61ZM170 67L173 71L177 69L175 64H171ZM46 80L49 83H45ZM37 83L43 86L31 87ZM38 93H42L43 96L38 97ZM140 94L146 93L141 92ZM21 95L25 99H21ZM67 116L71 120L72 112L68 111ZM228 119L235 120L237 117L229 116ZM243 123L251 130H255L258 124L264 125V121L244 120ZM9 126L12 128L10 135H22L29 125H24L19 121H9ZM211 154L222 165H228L225 171L237 166L235 160L230 159L227 155H222L219 152H212ZM56 168L57 171L54 176L39 170L0 172V201L15 204L35 200L54 187L52 183H48L53 179L56 181L55 186L67 182L80 187L87 186L101 193L107 189L105 180L110 175L108 172H100L89 169L84 164H76L70 156H67L63 161L58 160ZM261 193H264V188H261ZM258 203L260 213H264V194L259 196ZM245 247L251 248L252 246L246 244ZM196 248L203 264H217L212 259V255L207 254L204 248L199 245H196ZM261 258L264 259V253H261ZM219 264H229V262L221 260Z\"/></svg>", "mask_w": 264, "mask_h": 264}]
</instances>
